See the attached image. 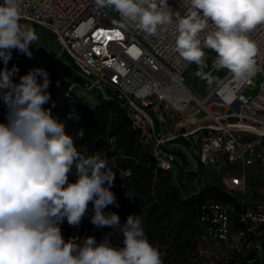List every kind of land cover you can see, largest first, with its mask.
<instances>
[{
    "label": "clouds",
    "instance_id": "9594fccd",
    "mask_svg": "<svg viewBox=\"0 0 264 264\" xmlns=\"http://www.w3.org/2000/svg\"><path fill=\"white\" fill-rule=\"evenodd\" d=\"M185 3L181 15L167 0H95L98 8H113L148 35L173 27L174 52L184 61L201 66L207 47L235 78L253 74L258 46L249 33L264 26V0ZM21 16L20 0L0 3V101L6 109L0 122V264H163L138 215L121 225L117 213L103 212L109 205L119 207L111 190L115 173L99 153L79 151L65 124L44 107L51 98L48 72L32 68L14 81L19 68L8 67L13 50L31 59L39 39L34 28L20 23ZM83 136L81 129L78 137ZM90 202L91 223L118 229L122 247L111 243V233L99 243L93 236L80 243L64 240L59 224L66 219L78 226Z\"/></svg>",
    "mask_w": 264,
    "mask_h": 264
},
{
    "label": "built area",
    "instance_id": "2783aa9c",
    "mask_svg": "<svg viewBox=\"0 0 264 264\" xmlns=\"http://www.w3.org/2000/svg\"><path fill=\"white\" fill-rule=\"evenodd\" d=\"M167 3L181 15L187 10L185 0ZM20 7V22L32 23L51 34L75 61L79 75L89 80L83 86L86 90L100 89L107 100L111 99L107 90L117 93L133 125L141 129L144 143L152 146L157 167L172 172L176 155L162 147L179 145L177 139L191 135L195 139L190 148L183 146L188 162L195 160L196 154L206 167L264 166V79L255 96L243 93L254 85L257 72L264 74V26L249 33L258 46L256 71L237 79L229 70L223 77L214 75L223 68L216 63L217 56L209 67L180 58L174 52L173 27L148 35L107 7L98 8L95 0H20ZM191 65L194 71L189 69ZM186 71L197 82L204 80V96L195 93ZM73 88L74 83L67 90L68 96ZM77 101L82 103L79 98ZM191 102L206 114L207 121L186 127L182 119L173 125V131L168 129L170 117L166 115L179 114ZM146 109L165 127L162 132L156 131ZM223 184V189L234 190L235 202L206 200L200 204L196 261L236 264V257L245 255L247 264H264V202L249 203L243 198L247 187L243 174L225 176ZM216 236H225V245H217Z\"/></svg>",
    "mask_w": 264,
    "mask_h": 264
},
{
    "label": "trees",
    "instance_id": "16d2710c",
    "mask_svg": "<svg viewBox=\"0 0 264 264\" xmlns=\"http://www.w3.org/2000/svg\"><path fill=\"white\" fill-rule=\"evenodd\" d=\"M31 51L33 52V46ZM53 62L45 53H32V58L29 59L17 52L12 54L8 67L11 68L13 64L18 66L19 73L13 77L16 82H19V77L30 69L44 68L51 81L48 89L51 98L44 107L50 109L51 114L65 124L66 132L73 137L79 151H86L88 155L99 153L101 158L107 161L108 168L115 173L111 190L119 207L109 205L103 212L117 213L121 225L126 222L129 215H138L148 240L162 253L163 264H199L196 261L199 225L197 224L194 229L191 221L196 215L198 218L199 206L203 202L202 195L210 193L213 188L203 187L199 193L186 200L172 199L164 193L163 185L158 178L165 170L157 167L155 156L142 141L141 129L133 125L130 117H113L111 111L113 101L110 100L93 108L85 107L83 115L77 119L69 117L71 104L68 101L72 100L74 106H80L76 102L78 97L73 91L67 95V89L61 84L60 75L51 68ZM3 67L0 60V68ZM60 69L62 70V67ZM65 73L72 74L69 66H66ZM38 82L42 83V78H38ZM5 119L6 109L0 101V122H5ZM81 129L84 131L82 139L78 137ZM75 179L74 174L69 176L70 182H74ZM105 187L108 185L105 184ZM227 199L235 202V199L229 196ZM93 215L94 207L90 202L76 232L74 226L69 225L66 219L60 223L64 240H72L74 234L76 243H80L88 236L95 237L99 243L111 233V243L122 247V233L110 227L97 228L91 223Z\"/></svg>",
    "mask_w": 264,
    "mask_h": 264
},
{
    "label": "rangeland",
    "instance_id": "374dc122",
    "mask_svg": "<svg viewBox=\"0 0 264 264\" xmlns=\"http://www.w3.org/2000/svg\"><path fill=\"white\" fill-rule=\"evenodd\" d=\"M113 15L117 16V12L110 7H107ZM22 24L30 25L35 29L39 39L37 42L33 44V54L45 53L49 55L53 59V63L51 64V68L54 69L60 75V81L63 87L67 90L70 85L74 83L73 92L77 95L81 102H76L80 104V106H74V102L72 100L68 101L71 104V109L69 112V117L77 119L81 117L84 113L85 107H95L99 103H106L107 99L103 94V91L97 89L95 87L86 90L83 86L89 84V80L85 77L79 75V67L76 65L75 61L65 52L62 51L61 46H58L54 37L43 29L37 27L36 25L29 22H20ZM204 65L205 67H209L214 57L217 54L211 50H204ZM17 53V51L13 50V54ZM257 62V57H256ZM60 63V64H59ZM66 66H69L72 70L71 75H67ZM62 67V70L60 69ZM190 70H195V66L191 65L189 67ZM262 69L264 71V64L262 65ZM228 72V69L221 68V70H217L214 75L217 77H223ZM185 76L187 77L188 83L193 87L195 93L204 96L205 91L203 89L204 80L195 79L194 75L190 74L189 71L185 72ZM264 79V74L262 72H257L254 76V85L245 88L243 93L245 96L253 97L257 94L260 84ZM106 95L109 96L113 101L111 111L113 113V117H129L125 109L122 107L121 99L118 97L117 93L114 91L107 90ZM195 108V109H194ZM188 108L183 109L179 114L175 112H169L166 117H170V122L168 129H173V125L182 119L186 121V127H193L194 124L192 122H200L205 123L207 121L206 114L200 109L198 106H194L192 112L194 114V118H187ZM151 118L153 119L156 131L158 133L162 132L165 127L160 124L157 116L149 109H146ZM192 121V122H191ZM182 131H185L186 128H181ZM195 139V135H191L189 139L179 138L176 142L179 145H171L166 144L162 147V149L168 151H180L184 154H187V151L184 149L185 146L187 149L190 148L191 141ZM143 141V140H142ZM144 143V141H143ZM145 144V143H144ZM152 151V146L145 144ZM195 160H191L188 164L184 163L179 157L175 156L172 161L173 169L171 171H163V174L160 178L161 184L163 185V192L167 193L172 199L178 198L180 200H186L189 197L197 194L196 191H201L203 187H211L213 191L210 193H205L202 195V201H217V202H228L227 196L234 199V190L231 189H223V179L228 175H244L247 187L245 189V194L243 197H248L249 203H256L258 201H264V166H250L244 169H240L234 165H229L226 167L219 166H209L206 167L199 162L198 156L194 154ZM220 191V192H218ZM236 196L239 198V194ZM198 224L197 215L193 221H191L192 228ZM76 232L79 229L78 226H74ZM73 239H75V235L73 234Z\"/></svg>",
    "mask_w": 264,
    "mask_h": 264
},
{
    "label": "bare ground",
    "instance_id": "6f19581e",
    "mask_svg": "<svg viewBox=\"0 0 264 264\" xmlns=\"http://www.w3.org/2000/svg\"><path fill=\"white\" fill-rule=\"evenodd\" d=\"M194 106H197V105L195 103L191 102L187 107L188 109H187L186 113H187V118H189V119H192L195 117L193 112H192V109ZM216 243H217V245H225V236H216ZM236 264H247V257H245V255H238L236 257Z\"/></svg>",
    "mask_w": 264,
    "mask_h": 264
},
{
    "label": "water",
    "instance_id": "95a60500",
    "mask_svg": "<svg viewBox=\"0 0 264 264\" xmlns=\"http://www.w3.org/2000/svg\"><path fill=\"white\" fill-rule=\"evenodd\" d=\"M166 152L169 153V154L176 155L177 157H179L186 164L189 163L187 158H186V156H185V154L183 152H180V151H168V150H166Z\"/></svg>",
    "mask_w": 264,
    "mask_h": 264
},
{
    "label": "crops",
    "instance_id": "0c3cea01",
    "mask_svg": "<svg viewBox=\"0 0 264 264\" xmlns=\"http://www.w3.org/2000/svg\"><path fill=\"white\" fill-rule=\"evenodd\" d=\"M197 191H198V190H197ZM197 191H196V192H197ZM243 198H244L247 202L249 201L247 196H246V197H243ZM258 202H264V201H258Z\"/></svg>",
    "mask_w": 264,
    "mask_h": 264
},
{
    "label": "snow or ice",
    "instance_id": "6c2138e0",
    "mask_svg": "<svg viewBox=\"0 0 264 264\" xmlns=\"http://www.w3.org/2000/svg\"><path fill=\"white\" fill-rule=\"evenodd\" d=\"M116 35H120V33H116Z\"/></svg>",
    "mask_w": 264,
    "mask_h": 264
}]
</instances>
